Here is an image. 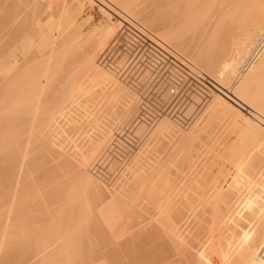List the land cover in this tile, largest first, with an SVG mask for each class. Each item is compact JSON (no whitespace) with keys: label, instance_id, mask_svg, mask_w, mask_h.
<instances>
[{"label":"bare ground","instance_id":"obj_1","mask_svg":"<svg viewBox=\"0 0 264 264\" xmlns=\"http://www.w3.org/2000/svg\"><path fill=\"white\" fill-rule=\"evenodd\" d=\"M19 1L22 3V0ZM37 1L38 0H32L34 4L37 3ZM60 1L63 2V5L59 8V16L56 15L59 18L58 20L56 19V23L50 27L51 30L48 28V31H50V33L59 32L63 38V44L59 43L57 47H47L46 45L49 43H47V34L49 33L47 32L45 35L44 32L35 28H33L32 33L30 32L31 28H29L30 31L23 37L24 45L21 47L23 54L31 50H38L39 53H42L40 55L41 58H43H40L42 61L40 59V62L37 60L39 56L35 57V62H39L38 65L33 64L34 66H29L26 54L24 55L25 60L23 64H20L16 56L17 48L15 46L9 45L7 49H5V47L8 44L4 43L5 45L0 46L5 50L1 48V53L4 52L0 54V76L2 79H5L3 83L9 81L8 84H2L0 81L2 85H0V87H2V89H0V264H94L97 259L86 260L89 255L88 253L87 256H85L86 261L81 259V262L78 261L81 257L75 259V256L77 253L82 252V250L80 252H78L79 250L74 252L76 249L74 248L73 251V249L70 248V251H73L70 252L68 249L70 245L69 240L72 239L71 241H73L74 236H78L79 234H73L78 229H75V227L74 230L73 227H71V220H69L71 225L68 226L70 223L67 221V218L71 216L69 214L72 209L74 212L76 206L80 207V205H75L73 208H69V210L66 207L69 205L72 206L73 203L76 204L78 201L81 202V200L85 202L86 207L92 206V209L95 208L97 202L100 203L99 206L97 205L98 208H96L99 211L96 210L98 212L97 216L102 217L101 224L104 222V225L107 224L106 226L108 229L104 227L107 229V232H113L114 230L115 233L117 225L119 226L124 222L122 227H118V233L116 232V234H120V236L115 234V238H120V241H122V235L125 233L128 238L129 235L130 238L132 237L129 233L132 232V230L128 231L130 228L127 230L129 235L126 232L125 227L127 225L125 226V217L129 216L131 210L134 212V207L142 206V203L153 200L155 203V210H139L140 220L137 222V225L142 222L143 224L141 225H144L142 226L143 230L145 228L147 230H145L146 234L150 236L151 232V234L155 235L154 239L158 243V250L162 253V257H160L161 259H159L158 264H264V42L259 49L257 48V44H259L258 39L263 38L264 41V0ZM28 2H31V0ZM12 3L16 4V0H0V6L5 8L9 7V9H11V6L14 5ZM58 4L60 5V3ZM87 4H94L96 11L101 12L104 19L93 27L91 25L92 28L85 29V25L96 17V15H90L83 23H78L77 16L85 11ZM5 8L0 10L2 11L0 13H3L4 10L6 11ZM12 9L7 10L5 13L7 14L11 11L10 13L12 14L9 15L11 18L12 15L14 17L16 14L13 13L15 5L14 9ZM1 15L2 14H0V17L4 16ZM114 15L118 16L119 19L115 20L114 17L116 16ZM2 18H4L5 21L8 20L5 17ZM48 18H50V16ZM12 19H10V21H12ZM1 20L0 26H3V20ZM13 22L14 21H12V23ZM142 22L147 24V26ZM9 23V20L8 24L4 22L7 27ZM12 23H10V25ZM14 24H12V26ZM124 24H128L137 29L145 36H149V38L151 37L150 39L157 46L170 52V55L187 67V70L193 69L190 72H194L195 70L201 78L206 80V83L211 89L217 91V93L211 97L209 104L205 107L206 109L202 114H207V112L217 114L223 118L227 132H230L228 129H232L235 131L233 132L235 134L236 129L242 128L241 130L243 132L247 131L244 134L248 135L250 133L253 139L250 138V140L245 141L247 137L245 135L246 137H243L244 141L213 140L214 138L217 140V135V138L214 137L211 139L212 141H210V139L209 141H202V138L201 141H198V136L199 138L202 137L200 133L203 129L206 131L208 128V126H206L207 116L202 119L203 115H199L202 120L197 118L198 120H195L196 123L193 124L194 119L189 118V111V114L185 112L188 114V117L185 114L186 118H181L182 116H180V119L177 120L176 118H179L178 114H176L177 117L175 119L172 115L169 117V113L174 114L171 107H169V113L167 112V116H165L163 113L166 112L165 108L170 104V100L168 102L169 104L166 103L167 105L165 108H160V110L162 109L164 112L154 111V113L151 114L152 112L150 113V110H153V106L151 109L149 108V112L145 110L150 115H145L146 113L142 112L143 115L149 119V124L153 122L152 125L150 124L152 127L144 134L145 137H142L144 138L142 141L131 142L130 139H125L129 143L127 144L126 142L127 145L124 143L125 141H120L121 144L124 143L126 147L130 149L132 155L130 154L128 158L122 159L121 157L125 154L123 155L122 152H119L121 153V157L115 154L113 144L116 145L115 140L117 135H119L118 128H120L119 130L121 131L123 125L137 120L140 115H136L134 112L136 111L137 113V110L140 108L138 106L143 103L144 99L142 98H146L149 92H145L146 96H144L143 92L140 93L142 86L144 87L143 90L147 87V79L143 74L142 78L140 76L139 80L135 81L137 78L136 75L134 77L135 80L130 83L132 84L131 86H125L123 83L124 81L121 80L123 81L121 82L119 80L121 77L118 78L117 73L115 74V71H119L116 69L117 67L115 71L109 68L110 71H113L114 74H112L110 71H107V69L104 70L105 68L103 69L100 67L99 64H97L98 60L95 61L97 52L106 48V44L115 34L117 28L123 27ZM5 25L3 28L0 27V30L3 31L6 27ZM223 27L233 34L232 36L229 35V37H227L228 34L224 36L229 38V42H225L226 38H221V40L217 41L219 39L216 38L218 29L222 30ZM238 30H240V32H238ZM236 32H238V34L241 33V36H237ZM221 34L222 33H220V35ZM35 35L39 36L37 39L39 41H36L34 38ZM49 39L52 41V38ZM172 45L175 49L171 47ZM225 48H228L229 51L225 50ZM45 49H47V51H43ZM142 54L143 53L140 55ZM252 55L255 56L253 60L249 61L248 56L252 57ZM155 56H157V54ZM52 57H54V59H52ZM56 58L58 61L55 62ZM143 59H145V57ZM32 60L31 62L34 61ZM31 62L30 64L32 65ZM153 62H151V64ZM139 66L137 65V67ZM200 66L203 69H201ZM137 67L135 66V68ZM82 70L85 74L80 76L79 71L82 72ZM138 73L140 74V72ZM147 73L148 71L145 75H147ZM126 74H123L124 78ZM173 74L174 73H172V75ZM120 75L122 74L119 72V76ZM127 77H129V75ZM86 79H88L91 84L95 85L101 82L112 81V83L108 85V94L115 95L118 91L126 88L129 90V97L116 103H114L115 100H113L111 96L96 100V98L89 93V89L84 85ZM255 84L256 86H254ZM132 86L137 87L138 90ZM153 86H155L154 83ZM161 89L164 88L162 87ZM203 90L205 91V89ZM48 91L52 93V96L58 94L57 96L59 97L60 95L61 97L59 104L56 107L54 106L55 108L51 105L53 109H50L51 111H48L47 108L45 109L46 106L44 105L47 104L45 102L47 100L44 98ZM168 91L170 92V90ZM195 91L197 90L195 89ZM157 94H159V92ZM164 94H167V91ZM57 96L54 95V98ZM47 98L49 97L47 96ZM91 100H95V103L89 106ZM198 100H202V98ZM47 102L48 105L49 103H53H51V101ZM197 103L200 105L201 102L199 101ZM161 104L163 105L160 101V105ZM156 105H158V103ZM160 105L158 106L162 107V105ZM203 106L204 105L201 107ZM154 110H156V108ZM191 112L193 113V111ZM78 113L81 115L79 116ZM77 115L79 120L82 116H85L87 124L88 121H90L94 129L95 127L99 129L94 131L97 133H92V138H89V141L82 139V142H79V131L75 132V128L79 124L84 125L86 121L82 118L83 123H81L82 120H80L79 123ZM185 115L183 116L185 117ZM58 117L61 118L59 119ZM141 124L144 125L145 123ZM141 124L139 126L140 128ZM191 124L193 125L191 126ZM145 125L147 126V124ZM167 125H176L185 128L186 130H184V132H189L190 141H157L156 133ZM189 126H191V128L187 130ZM133 127H135V124ZM143 127L142 129H146L145 126ZM78 128L80 130L83 127L78 126L77 129ZM140 128L138 129L140 130ZM58 129L60 132L62 131L65 133V140L67 143L63 144L59 139H55L59 137L61 140V136L58 135L57 137V134H55ZM86 129H90V126L83 129L85 131L81 130L88 134L89 131L86 132ZM132 129L130 128L131 131ZM83 132L81 134H83ZM140 132V134L136 132L135 135L140 137L139 135L142 134L143 130H140ZM243 132L240 133V135H243ZM233 133L231 134L233 135ZM73 134L78 141H76V139L75 141L74 139L71 140L75 137L72 136ZM94 134H97L99 138L94 139ZM88 135H84L83 137H87ZM122 135L123 133L120 136L122 137ZM128 135L129 133L127 136ZM132 135H134V133ZM228 136L230 135L228 134ZM128 137L131 138L133 136ZM206 137H204V139H206ZM249 137L247 138L249 139ZM118 143L117 145H119ZM45 145L46 147L50 145L56 148L57 153L55 151V154H57L60 161L59 163L61 164L63 173L61 174L64 176L63 179H65V177H70L71 180L68 182H66L68 178L67 180L65 179V181L60 178L58 180V178L55 179L56 176L52 177L53 180L55 179L54 182H50L51 178L49 180L46 179L47 175L51 176L56 170L55 167V169H53V166L56 165L52 163V166V164L48 162L46 166L49 167L51 164L53 169L52 173L50 168H48V171L50 170L48 174L40 172L41 170L39 171L38 166H36V172L39 171L40 174H44H39L38 176H40V178L38 179L43 181L44 179H41V176H43V178L46 176V181H43L44 183L40 181L41 184L44 185L43 188H40L41 185H38V183L35 185V178H33L34 181L30 187L27 183L30 182L29 180L32 178V174H34L33 172L35 171L31 172L35 167V156L40 148H45ZM116 150L118 151V149ZM124 151L129 153L127 150ZM102 157H104L103 163L105 162L104 159L109 158L110 163H112L110 164V168L111 165H114V168L117 166L121 167V170L125 167L124 169L127 172L125 175H120L121 177L112 184L111 188H107L108 186L106 187L103 181L99 180L91 173V169L98 166V161L102 159ZM52 158H50L51 161L56 159ZM109 160H107V162H109ZM56 162L58 161L56 160ZM40 163L43 162H39L38 165ZM46 163L47 161L45 164ZM40 166L43 168V165ZM46 166L44 165L45 168ZM45 168H43V170ZM97 168L98 167H96V169ZM61 169L59 170L60 172ZM113 170L114 169H112V171ZM48 171L46 169V172ZM100 172H97V174L99 175ZM121 172H123V170ZM121 172L119 171L118 173ZM115 173H117V171ZM58 174L60 173L58 172ZM122 176L124 177L123 179ZM112 178L113 177H111V180L113 181L117 179L115 177V180ZM119 179L121 181H119ZM47 180L50 183L47 182ZM36 182L38 181L36 180ZM46 182L48 183L51 196L55 199L59 197L58 200L52 201V204L50 199H54L51 197L50 199L46 198L47 201L50 202L48 205L46 204L47 201L46 203L44 201V196H46L47 192L45 193V191L41 190L48 189L47 185H45ZM109 182L111 181L109 180ZM37 190L44 192L45 195L42 196L40 193L39 195L35 194L36 196L33 195ZM91 193L98 197V200L95 197L97 201L94 203L95 206L92 204L90 205V201L95 200V198H90ZM48 195L50 194L48 193ZM56 206L59 207L56 209L60 210H58V215H64L60 214L63 208L69 211V214L67 213L68 217L66 218L64 216L68 224L65 220L62 222H65L68 228L71 227L74 232L68 234L66 228H63V230L60 229L62 232H59L58 227L60 225L62 227L63 223L60 224L55 231L54 224L52 225L49 221L54 231L52 228V231L47 230L48 227L50 228L52 226H47L46 224L49 223H47L45 219L50 218L47 216L52 215V213H49V215L48 212H52L51 208ZM79 207L77 208V213L80 212L79 209L81 207V209H83V206ZM126 208H131L128 209V212L126 211L128 216L125 215L126 212L124 213ZM56 209L53 210V213L57 212ZM85 210L89 211L86 215L83 213ZM91 211L86 208L81 211V214L85 217L87 214L88 216L90 215L89 217L87 216L89 218L88 221H93L95 218H90L95 211L93 209L94 213L90 214ZM136 212L138 214V210H136ZM77 213L74 212L76 216L73 214L76 217V219H74L75 222H77L76 224L80 227L86 225V229H88V223H83L85 224L83 225L81 222L83 218L80 217L81 219H78L80 213L78 215ZM53 216L57 217L55 214L52 215V217ZM74 216H72V219ZM133 216L131 215L132 218L130 219L135 218L136 213L135 216ZM50 219L51 222L55 221H53L54 218ZM57 219L59 218L57 217ZM61 219L60 217V220ZM97 219L100 221L99 217ZM127 219L128 222L130 219L129 217ZM136 219L138 220V217ZM42 220H44V222L46 221V224L42 222ZM76 220H80L81 223H78ZM84 220L86 219L84 218L83 221ZM56 222L57 221L54 222L55 225L57 223L59 224V222ZM74 223L73 225L75 226ZM130 223L129 221V224ZM66 224H64V226ZM89 224L91 225V223ZM101 224L98 227L101 228ZM129 224L127 227H129ZM42 225L45 227L47 226V228H44ZM141 225L138 226L141 227ZM132 226V228H135L134 225ZM81 229L85 230L84 227H81ZM81 229L79 228L80 231ZM64 232L66 234H61ZM85 232L87 231L85 230ZM110 232L109 237L114 234H110ZM67 234L69 236L71 235L70 237L73 238H68ZM142 234L145 235L144 233ZM66 236L67 240L69 239L68 241L65 240ZM152 236L153 235L150 237ZM78 237H80V235ZM81 238L82 240L79 239L80 243L83 241V236ZM106 238L108 237H105V239ZM145 238L148 239L146 235ZM109 239L111 242L114 241V243L119 241L117 239L113 241L111 238ZM63 240H65V244H63ZM120 241L116 243V246H118ZM153 241L151 240L150 242ZM74 242H76V240H74L71 245H74ZM89 242H92V240ZM67 243L69 245L64 246ZM80 243L79 246H81ZM88 245L89 244H87V246ZM120 245L118 246L119 249L122 248ZM111 246L110 247L113 248V245ZM83 247L84 246H82V249ZM105 247L106 246H104V248ZM83 250L85 251V249ZM110 251H112V249ZM72 253H76V255L73 256ZM82 253L80 254L82 255ZM120 253L121 252H119V254ZM70 254L76 261L70 257ZM94 254L96 253H93V255ZM102 254L105 255L104 253ZM94 257L95 256H93V258ZM99 264L105 263L101 262Z\"/></svg>","mask_w":264,"mask_h":264},{"label":"rangeland","instance_id":"obj_2","mask_svg":"<svg viewBox=\"0 0 264 264\" xmlns=\"http://www.w3.org/2000/svg\"><path fill=\"white\" fill-rule=\"evenodd\" d=\"M26 1V0H25ZM25 1H23L22 0V3L19 1V0H16V4H14V3H12V4H14L15 5V10H14V17H13V15H12V18L9 16L10 14H12V13H10V12H8L7 14H5L6 12H7V10H11L12 8L14 9V5L13 6H11L12 8L11 9H9V7H1L0 6V8H2V9H0V10H3V8H5L6 9V11L4 10L3 11V13H0V14H2V15H4V16H2V17H5L6 19H8L9 20V22L10 23H12V21H14L15 22V24H14V22L12 23V24H14L13 26H12V24L10 25V23H9V28L4 24V22H6L7 24H8V20H4V18H2V17H0L1 19V21L3 22L2 24H3V26H0L1 28H3L4 27V25L7 27H5L4 29H3V31L2 30H0L1 32H0V46L1 45H5V44H8V45H6V47H5V49H7V47L10 45V46H15L16 48H17V50H16V56H17V59H18V63H22L23 64V62H24V60H25V58H24V55L26 54L27 56H26V58H27V60H28V65L29 66H34L33 64H37L38 65V63L40 62V60L41 59H43V58H41V54L42 53H39V51L38 50H31L30 52H28V53H25V54H23V51H22V46L24 45V43H23V37L30 31L31 33H32V30H33V28H35V29H39L40 31H42V32H44V34L46 35L47 34V32L49 33V34H47L48 35V39H47V43H45V44H47L46 46L47 47H49V46H55V47H57V45L59 44V43H62L63 44V38H62V36L59 34V32H56V33H50V31H48L49 29H50V27L54 24V23H56L55 22V20L57 19L58 20V18L59 17H57L56 15H58L59 16V8H61L62 7V5H63V2L62 1H60V0H38L37 1V3H35L34 4V2H32V0H31V2H28V1H30V0H27L26 1V3H25ZM20 2V3H19ZM58 3H60V5L58 4ZM22 5V6H21ZM22 7V8H21ZM25 9H24V8ZM8 8V9H7ZM12 9V10H13ZM22 10V11H21ZM58 11V12H57ZM0 12H2V11H0ZM55 12V13H54ZM51 15H50V14ZM94 16V15H96V17H95V19H92L90 22H88V24L87 25H85L86 27H85V29L86 28H92L94 25H96V24H98L99 22H102V20L104 19V16H103V14L101 13V12H99V11H96V9H95V5L94 4H87V8L85 9V11L83 12V13H81V14H79L78 16H77V20H78V23H83L84 21H85V19L87 18V17H89V16ZM7 16H9V17H7ZM50 16V18H48ZM114 16H116V15H114ZM52 17H56L55 19L54 18H52ZM10 19H12V21H10ZM114 19L116 20V19H119L118 18V16H116V17H114ZM56 20V21H57ZM95 20V21H94ZM94 22H96V23H94ZM143 23V22H142ZM46 26H45V25ZM48 24V25H47ZM145 26H147V24H145V23H143ZM203 24V23H202ZM0 25H1V22H0ZM89 25H90V27H89ZM91 25H92V27H91ZM55 26V25H54ZM125 26V27H124ZM126 26H128V27H126ZM203 26V25H202ZM29 28H31L30 30H29ZM49 28V29H48ZM53 28V27H52ZM55 29H56V27H55ZM54 29V30H55ZM235 29V28H234ZM51 30V29H50ZM133 30V31H132ZM52 31H53V29H52ZM221 31V32H220ZM229 30L227 29H225V27H223L222 28V30L221 29H218V33H217V37L216 38H219L217 41H219V40H221V38L222 39H224V38H226L225 39V42H227L228 41V39L229 38H227V37H229V35H233L232 34V32L230 31V32H228ZM54 32V31H53ZM222 33L221 35H220V33ZM238 32H240V30H238ZM238 32H236V35L238 36V35H240L241 36V33H239L238 34ZM51 34V35H50ZM133 34V35H132ZM228 34V36L227 37H224L225 35H227ZM235 34V33H234ZM49 35H50V37H49ZM53 35H54V37H53ZM132 36V37H131ZM239 36V37H240ZM134 37V38H133ZM34 38L36 39V41H39V40H37L38 38H39V36H37V35H35L34 36ZM49 38H52L51 40L52 41H50V39ZM145 38V39H144ZM149 38V36H145L144 34H142V33H140L137 29H135V28H133V27H131V26H129L128 24H124L123 25V27L121 26L120 28H117V30H116V32H115V34L110 38V40L108 41V43L106 44V48H104L103 50H100V51H98L97 52V54H96V56H95V61H97V64H99V66L100 67H102L104 70H106L107 69V71H110L111 69L112 70H116V69H118L119 71L117 72V71H115V74L117 73V76H118V78L119 77H121V79L119 78V80L121 81V80H123V81H121V82H123L124 83V85L125 86H131L132 84H130L131 83V81H134L135 80V76L137 77L136 78V80L135 81H137V80H139V78H140V76H141V78H142V76L144 75V77L147 79L146 80V89L145 90H143V86L141 87L142 89H140V93L141 92H143V94H144V96H146L145 94L147 93V96H146V98L144 97V98H142V99H144L143 100V103H141V105H137L138 107H140L139 108V110H137V113H136V111L134 112L136 115H142L141 117L139 116L138 118H137V120L139 121H133V122H129V123H127V124H125V125H123V128H122V126H121V131L119 130L120 128H118V131H119V135H117V138H116V145H114L113 144V147H114V149H115V154H117V155H119L120 157H121V153H119V152H122L123 153V155L124 156H122L121 158L122 159H126V158H128L129 156H130V154L132 155V152L130 153V149L128 148V147H126V145L127 144H129L128 143V141L127 140H125V139H130V141L132 142V141H142L144 138H142V137H145V135L144 134H146V132L147 131H149V129H150V127H152L151 125L153 124V122L151 123L150 122V124H149V119L148 118H146V116L145 115H148L149 113V108L151 109L152 108V106L154 107L153 108V110L151 109L150 110V113L151 114H153L154 113V111L155 112H161V111H163L162 109L163 108H165V106L167 105V104H169L168 102L170 101V104L168 105V107L166 106V112H164L163 114L165 115V116H167V112L169 113V107H171L172 109H173V111H174V114H170L169 113V117L172 115V117L175 119L176 117H177V115L176 114H178V117L179 118H176L177 120H179L180 119V116H182L181 118H186V115H187V117H188V111L190 112V119H194L193 120V124H195L196 123V121L195 120H198V119H200V120H202L204 117H206L207 116V124H206V126H208V128H207V130L206 131H204V129H203V131L200 133V136H202V137H200L199 138V136H198V141L200 140L201 141V138H202V141H209V139H210V141H212L211 139L212 138H214V137H216L217 138V135H218V138H217V140L214 138L213 140H215V141H244V138L243 137H249L250 136V133L248 134V135H246V134H244V133H246L247 131H245V132H243L241 129H236V133L234 134L233 132H235L234 130H229L228 129V131H230V132H227V129H225V125H224V120H223V118L221 117V116H219V115H217V114H212V112H207V114H202L203 113V111L206 109L205 107L209 104V101H210V99H211V97L213 96V95H215L216 93H217V91L215 90V89H211V87L206 83V80H204L203 78H201L199 75H198V73L194 70V72H190V71H192V70H190V69H188L187 70V67H185L183 64H181L179 61H177L176 59H174L171 55H170V52H168V51H166V50H163L162 48H160L159 46H157L150 38ZM62 42H61V41ZM138 40V41H137ZM151 40V41H150ZM259 40V44H257V48L259 49L260 48V46H262V44H263V38H259L258 39ZM149 41V42H148ZM151 42V43H150ZM229 42V41H228ZM5 43V44H4ZM143 43V44H142ZM152 44V45H150V44ZM261 44V45H260ZM86 45V44H85ZM148 45V46H147ZM150 45V46H149ZM86 47V46H85ZM152 49H150V48ZM155 47V48H154ZM171 47H173L174 49H175V47L172 45ZM2 47H0V54H2L5 50H4V48H2L4 51L1 53V51H2V49H1ZM9 48V47H8ZM146 48V49H145ZM157 49V50H156ZM231 49V48H230ZM151 50V51H150ZM225 50H228L229 51V49L228 48H225ZM43 51H47V49H45V50H43ZM104 51V52H103ZM154 53H153V52ZM159 51V52H158ZM160 51H161V53H160ZM146 52V53H145ZM152 52V53H151ZM137 53V54H136ZM141 53H143L142 55H140ZM148 53V54H147ZM163 53V54H162ZM36 54V55H35ZM145 54H147V55H145ZM157 54V56H155V55ZM151 57H150V56ZM166 55V56H165ZM38 57L39 56V58H37V60H39L40 58V60H39V62L37 63V62H35V57ZM45 56H47V55H45ZM135 56V57H134ZM141 56V57H140ZM143 56V57H142ZM254 56L255 55H252V57H249L248 56V60L249 61H251V60H253V58H254ZM44 57V56H43ZM131 57V58H130ZM138 57V58H137ZM145 57V59H143ZM160 57V58H159ZM136 58V59H135ZM148 58H149V60H148ZM153 58V59H152ZM159 58V59H158ZM162 58V59H161ZM164 58V59H163ZM34 61H33V60ZM52 59H54V57H52ZM133 59V60H132ZM158 59V60H157ZM166 59V60H165ZM31 60L34 62H31ZM36 60V61H37ZM125 60V61H124ZM138 60V61H137ZM142 60H144V61H142ZM156 60V61H155ZM42 61V60H41ZM56 61H58V59L56 58L55 59V62ZM154 61V62H153ZM159 61V62H158ZM165 61V62H164ZM174 61V62H173ZM248 61V62H249ZM30 62L32 63V65L30 64ZM124 62V63H123ZM133 62V63H132ZM151 62H153L154 63V65H153V63L151 64ZM58 63V62H57ZM130 63V64H129ZM138 63H141V64H138ZM146 63H147V65H146ZM162 63V64H161ZM177 63V64H176ZM134 64V65H133ZM131 65V66H130ZM137 65L139 66V67H137ZM144 65V66H143ZM150 65H152V66H150ZM158 65H160V66H158ZM170 65V66H169ZM135 66L137 67V68H135ZM147 66V67H146ZM148 66H150V67H148ZM182 68H181V67ZM198 66V65H197ZM38 67V66H37ZM114 67V68H113ZM117 67V68H116ZM132 69H131V68ZM144 67V68H143ZM199 67V66H198ZM109 68H110V70H109ZM116 68V69H115ZM152 68V69H151ZM189 68V67H188ZM200 68H201V66H200ZM143 69V70H142ZM155 69V70H154ZM184 69V70H183ZM201 69H203V68H201ZM124 70V71H123ZM130 70V71H129ZM135 70V71H134ZM128 71V72H127ZM134 71V72H133ZM148 71V73H147V75H145V73ZM157 71H159V72H156ZM164 71V72H163ZM170 71H172V72H170ZM112 74H114L113 73V71H110ZM119 72L122 74V75H120L119 76ZM123 72V73H122ZM125 72V73H124ZM138 72H140V74L138 73ZM150 72V73H149ZM152 72V73H151ZM163 72V73H162ZM182 72V73H181ZM127 73V74H126ZM134 73V74H133ZM138 73V74H137ZM172 73H174L173 75H172ZM197 75H196V74ZM79 74H80V76H83L84 74H85V72L82 70V72L81 71H79ZM123 74H126L125 75V78H124V75ZM131 74V75H130ZM143 74V75H142ZM150 74H152V75H150ZM155 74H157V75H155ZM159 74V75H158ZM193 74H195V75H193ZM129 75V77H127ZM150 75V76H149ZM155 75V76H154ZM166 75H168V76H166ZM205 75V74H204ZM208 75H209V73H208ZM148 76V77H147ZM158 76H159V78H158ZM161 76V77H160ZM165 76H166V78H165ZM171 76H173V77H171ZM177 76V77H176ZM194 76V77H193ZM206 76V75H205ZM131 77V78H130ZM134 79H133V78ZM153 77H154V79H153ZM164 77V78H163ZM207 77V76H206ZM126 78H127V80H128V82H127V80H126ZM171 78V79H170ZM173 78V79H172ZM174 78H176V79H174ZM200 78V79H199ZM130 79V80H129ZM156 79H158V80H156ZM170 79V80H169ZM181 79H183V80H181ZM197 79V80H196ZM199 79V80H198ZM3 80H5V79H2L1 78V76H0V81H1V83L2 84H4V83H6V84H8V82L7 81H5L4 83H3ZM6 80H7V78H6ZM8 80H9V78H8ZM149 80V81H148ZM152 80V81H151ZM208 80H209V78H208ZM127 82V84H126V82ZM151 81V82H150ZM171 81V82H170ZM180 81V82H179ZM191 81H192V83H191ZM194 81V82H193ZM150 82V83H149ZM162 82V83H161ZM112 83V81H106V82H101V83H99V84H97V85H95V84H91L90 83V81L88 80V79H86V81L84 82V85L86 86V88H88L89 89V93L92 95V96H94L95 98H96V100L97 99H101V98H103V99H105V97L106 96H111V98L113 99V100H115V102L114 103H116V102H119V101H123V100H125L127 97H129L128 96V93H129V90L128 89H123V90H121V91H118L115 95H110V94H108L107 93V89H108V85H110ZM149 83V84H148ZM153 83L155 84V86H153ZM161 83V84H160ZM165 83V84H164ZM184 83V84H183ZM167 84V85H166ZM195 84H197V85H195ZM1 85V84H0ZM164 85H165V87H164ZM2 86V85H1ZM153 86V87H152ZM158 86V87H157ZM174 86L175 87H177V89L178 90H180L179 91V94H178V96H175L174 94H173V92H172V89L174 88ZM182 86V87H181ZM200 86V87H199ZM254 86H256V84L254 85ZM253 86V88L255 89V87ZM132 87H134V88H136V90H138V88L137 87H135V86H132ZM164 88V89H161V88ZM169 87V88H168ZM191 87H193V88H191ZM0 89H2V87H0ZM149 89H151V90H149ZM155 89V90H154ZM182 89V90H181ZM195 89L198 91V93H197V91H195ZM203 89H205V91L203 90ZM143 90V91H142ZM168 90H170V92L168 91ZM184 90H185V92H184ZM203 90V91H202ZM253 90V89H252ZM155 93H154V92ZM167 91V94H164L165 92ZM199 91H200V93H199ZM146 92V93H145ZM159 92V94H157ZM183 92V93H182ZM190 92V93H189ZM47 94H46V96H45V100H47V101H51V103L52 104H50L49 103V105H48V102L47 101H45L47 104H44L45 106V109L47 108V110L48 111H51V110H53L52 109V107L53 108H55L58 104H59V100H61V97H60V95H59V97L57 96L58 94H54V95H56L57 97H55L54 98V95L52 96V93L51 92H46ZM188 93V94H187ZM51 94V95H50ZM138 94V93H137ZM142 94V95H143ZM169 94H171V95H169ZM187 94V95H186ZM197 94V95H196ZM50 95V96H49ZM162 95V96H161ZM165 95V96H164ZM169 95V96H168ZM183 95V96H182ZM194 95V96H193ZM201 95H204V96H201ZM210 95V96H209ZM47 96L49 97V98H47ZM51 96H52V100H51ZM113 96H115V97H113ZM164 96V97H163ZM168 96V97H167ZM195 96H196V98H197V101H196V98H195ZM154 97V98H153ZM47 98V99H46ZM56 99V100H54V99ZM151 98V99H150ZM156 98V99H155ZM160 98H162L164 101H166V102H164L162 99H160ZM169 98V99H168ZM179 98V99H178ZM202 98V100H198V99H201ZM208 98V99H207ZM50 99V100H49ZM150 99V100H149ZM161 101V103H163V105H162V107H159L158 105H160V101ZM168 99V100H167ZM154 100V101H153ZM157 100V101H156ZM177 100V101H176ZM205 100H206V102H205ZM174 101V102H173ZM175 101H176V103H175ZM201 102L200 103V105L197 103V102ZM204 101V102H203ZM44 102V103H45ZM55 102V103H54ZM152 102H154V103H152ZM95 103V100H91L90 102H89V106H92L93 104ZM158 103V105H156ZM165 103V104H164ZM167 103V104H166ZM172 103V104H171ZM175 103V104H174ZM202 103H204V104H202ZM55 104V105H54ZM146 104V105H145ZM147 104H149V105H147ZM151 104V105H150ZM155 104V105H154ZM180 104V105H179ZM196 104V105H195ZM49 107H48V106ZM51 105H53L52 107H51ZM160 105V106H161ZM171 105V106H170ZM174 105H177V106H174ZM184 105H186V106H184ZM202 105H204L203 107H201ZM55 106V107H54ZM151 106V107H150ZM155 106H157V107H155ZM173 106V107H172ZM183 107V109H182V107ZM189 106V107H188ZM144 107H146V108H144ZM201 107V108H200ZM49 108V109H48ZM144 108V109H143ZM156 108V110H154ZM160 108H162L161 110H160ZM198 108V109H197ZM199 108H200V111H199ZM51 109V110H50ZM171 109V110H172ZM187 109V110H186ZM190 109V110H189ZM192 109V110H191ZM203 109V110H202ZM145 110H148V112L147 111H145ZM177 110H178V112H177ZM182 112H181V111ZM173 111H171V112H173ZM191 111H193V113L191 112ZM198 111V112H197ZM45 112V111H44ZM43 112V113H44ZM140 112V113H139ZM142 112H145L144 114L145 115H143V113ZM177 112V113H176ZM180 112H181V114H180ZM188 113V114H186V113ZM79 113H82V112H79ZM78 113V114H79ZM192 113V114H191ZM186 114V115H185ZM197 114V115H196ZM203 115V117H202V119L200 118V116L199 115ZM44 115H45V113H44ZM81 114H79V116H80ZM150 115V114H149ZM183 115H185V117L183 116ZM194 115H196V116H194ZM145 116V117H144ZM194 116V117H193ZM77 117H78V115H77ZM145 118V119H143V118ZM59 119L61 118V117H58ZM82 118H84V121H86V122H84V125H80L79 123H80V120H82L81 121V123H83V119ZM172 118V119H173ZM198 118V119H197ZM171 119V120H172ZM79 120V117H78V121H79V123H78V121H77V123L79 124H77L78 126H81V127H83V128H81L82 130L83 129H85L87 126L89 127L90 126V129H86L87 131L86 132H88V134L90 133V131H91V133L88 135V134H86L85 132H83V131H85V130H79V128L77 129V127L78 126H76V128H75V132L76 131H79L78 132V134H79V136H78V139H79V137H80V141L79 142H82V139H84L85 141H87L89 138H92V133H97V132H94L95 130H99V129H96V127H95V129L91 126V122L90 121H88V124H87V120H85V116H82L81 117V119ZM199 120V121H200ZM146 121H147V123H146ZM198 122V121H197ZM136 123H137V125H136ZM141 123H145V124H147V126L144 124H141V128L139 127L140 126V124ZM240 123H242V122H240ZM129 124H130V126H129ZM134 124H135V127H133L134 126ZM138 124H139V126H138ZM193 124H191V126L193 125ZM132 125V126H131ZM128 128H126V127ZM143 126H145L146 127V129H142V127ZM167 126H169V127H167ZM165 128H162L161 130H159L158 131V133H156V135H157V141H190V137H189V132L188 131H185L184 132V130H186L185 128H183V127H178V126H176V125H167ZM191 126H189V127H187V130H189L190 128H191ZM92 127V128H91ZM132 127H133V129H132ZM130 128L132 129V131L130 130ZM138 128H140V130L142 131L143 130V132H142V134L141 135H139L140 137H138V135H135V133L137 132V134H140L141 132H140V130L138 129ZM144 128V127H143ZM148 128V129H147ZM205 128V127H204ZM212 130V132H211V130ZM77 129V130H76ZM206 129V128H205ZM130 130V131H129ZM137 130H139V131H137ZM145 130V131H144ZM125 133H124V132ZM136 131V132H135ZM243 132V135L241 134L240 135V133H242ZM59 132V133H58ZM75 132H74V134H75ZM83 132V134H81ZM139 132V133H138ZM213 132H214V134H213ZM218 132H219V134H218ZM98 133H100V132H98ZM123 133V135H122V137L120 136L121 134ZM129 133V135L128 136H133V137H131L132 139H134V140H132L130 137H128L127 136V134ZM134 133V135H132ZM227 133V134H226ZM231 133H233V135L231 134ZM55 134H57L56 136L58 137V135L59 136H61V140H60V138L58 137V138H55V139H59V141L60 142H62L63 144H65V143H67V141L65 140V133H63L62 131L60 132L59 131V129H58V131H56L55 132ZM61 134V135H60ZM72 135V136H75V135ZM77 134V135H78ZM80 134H81V136H80ZM125 134V135H124ZM228 134L230 135V136H228ZM84 135H88L87 137H83ZM100 135V134H99ZM208 136V137H206V136ZM209 135H210V137H209ZM212 135V136H211ZM216 135V136H215ZM246 135V136H245ZM95 136H98L97 134H94V139L96 138V139H98L99 138V136L98 137H95ZM120 136V137H119ZM137 136V137H136ZM222 136V137H221ZM238 136V137H237ZM242 136V137H241ZM125 137V138H124ZM204 137H206V139H204ZM246 137V138H247ZM252 136H250L249 137V139L247 138H245V141L246 140H250V138H251ZM86 138V139H85ZM120 140H119V139ZM220 138H222V139H220ZM241 138V139H240ZM74 139V141H75V139H76V141H78L77 140V138H76V136L75 137H73L71 140H73ZM251 139H253V138H251ZM83 140V141H84ZM119 140V141H118ZM197 140H195V141H197ZM55 141V140H54ZM89 141V140H88ZM122 141H125L124 143L126 144V142H127V144L125 145L124 143H122L121 144V142ZM252 141V140H251ZM69 142V141H68ZM119 142V143H118ZM117 143L119 144V145H117ZM50 145H47V147H46V145H45V148H40L39 150H38V153H37V155L35 156V163H34V165H35V167H34V169L33 170H31V172H33L34 170V174H32L33 176H32V178H30V182L29 183H27L29 186L32 184V182L34 181V179L33 178H35V181H34V183H35V185H37V183H38V185L40 184L41 186H40V188H43V184H41V182H45L46 180H45V177L46 176H44V178H43V176H41V179H44L43 181H41V180H39L38 178H40V176H38L39 174H40V172H45V173H49L50 172V170H52L51 171V173L53 172V169H55L56 168V170H58V171H54L53 173H52V175L51 176H49V175H47V178L46 179H50L51 178V181L50 182H54L55 181V179L56 178H58V180H59V178L61 179V180H64L65 181V179L67 180V178H68V180L66 181V182H68V181H70L71 179H70V177H65V179H63V173H62V169H61V164L59 163L60 161H59V158H58V156H57V154H55V151H56V148L55 147H53V146H50ZM118 146H119V148H118ZM122 146V147H121ZM121 147V148H120ZM55 150H54V149ZM122 148H123V150H122ZM116 149H118V151L116 150ZM124 150H127V152H129V153H126V151H124ZM54 152V153H53ZM56 153H57V151H56ZM46 156H45V155ZM55 154V155H54ZM49 155V156H48ZM54 157H53V156ZM110 155H111V153H110ZM56 156V157H55ZM126 156V157H125ZM44 157H46L47 158V160H46V158H44ZM56 158L53 162L51 161V159L50 158ZM105 157V156H104ZM104 157H102V159H100L99 161H98V166H96V167H98L97 169H96V167L94 168V169H91V173L96 177V178H98L99 180H101V181H103V183L106 185V187L107 188H111V186H112V184H114L117 180H118V178L119 177H121L120 175H125V173H127L126 171H125V167H123L122 168V170H123V172H121L122 170H121V167H116V168H114V165H111V168L112 169H114L113 171H112V169L110 168V164H112V163H110V160H109V158L108 159H104L105 160V162L103 163V158ZM44 158V159H43ZM52 158V159H53ZM105 158H107V157H105ZM49 160V161H48ZM56 160L58 161V162H56ZM107 160H109V162H107ZM47 161V163L45 164V162ZM39 162H43V163H40L39 165H38V163ZM48 162H50L51 164L53 163L54 165H56V166H53V164H52V166H53V169H52V167H51V164H50V166L48 167V166H46V165H48ZM56 164H55V163ZM100 162H101V164H100ZM58 163H59V166H58ZM106 163V164H105ZM124 163V162H123ZM95 164V165H96ZM108 164V165H107ZM40 165H43V168H45L44 167V165L46 166V168L43 170V168H41V166ZM36 166H38V170L40 171H38V172H36ZM40 166V167H39ZM116 166V165H115ZM55 167V168H54ZM60 167V168H59ZM41 168V169H40ZM48 168H50V170L48 171ZM57 168H59V169H57ZM102 168V169H101ZM104 168V169H103ZM118 168V169H117ZM46 169H47V171L48 172H46ZM61 169V172L59 171ZM95 169H96V171H95ZM100 169H101V172H102V174H101V172H100ZM107 169V170H106ZM121 172V173H118L119 171ZM127 170V169H126ZM94 171V172H93ZM117 171V173H115ZM36 172V173H35ZM58 172L60 173V174H58ZM97 172L99 173L100 172V174L98 175L97 174ZM38 173V174H37ZM43 173H41L40 175H44ZM50 173V174H51ZM62 173V174H61ZM110 173V174H109ZM115 173V174H114ZM123 173V174H122ZM54 174V175H53ZM105 174V175H104ZM109 174V175H108ZM117 174V175H116ZM36 175V176H35ZM102 177H101V176ZM108 175V176H107ZM114 175V176H113ZM119 175V176H118ZM38 176V177H37ZM56 176V177H55ZM60 176V177H59ZM118 176V177H117ZM52 177H55V179L53 180V178ZM104 177V178H103ZM106 177V178H105ZM111 177H113L112 179H114L115 180V178H117L115 181H113V180H111ZM115 177V178H114ZM103 178V179H102ZM109 178V179H108ZM124 177L122 176V179H123ZM32 179V180H31ZM107 180V181H105V180ZM121 179V178H120ZM119 179V181H121ZM36 180L38 181V182H36ZM47 180V182H49ZM109 180L111 181V182H109ZM41 181V182H40ZM57 181V180H56ZM40 182V183H39ZM43 182V183H44ZM46 182V184L45 185H47V190H44V189H41V190H43V191H45V193L47 192V194H46V196H44L45 195V193L44 192H40V191H38L37 190V192H34V194L33 195H35V194H37V195H39V193L42 195V196H44L45 197V199H44V201H45V203H46V201H47V199L46 198H48V199H50V197L52 198V199H54V200H51L50 199V202H51V204H52V201H55V200H58L59 199V197L57 198V199H55L54 197H52L51 196V193L49 192L50 190H49V187H48V183ZM49 182V183H50ZM33 183V184H34ZM31 187V186H30ZM39 188V189H40ZM45 189H46V186H45ZM44 193V194H43ZM48 193L50 194V195H48ZM94 194H90V198L91 199H94L95 197L97 198V200H98V197L97 196H93ZM36 196V195H35ZM93 196V197H92ZM90 198H89V200H90ZM96 198H95V200H91L90 201V205L92 204L93 206H95L94 205V203H95V201H96ZM41 201V200H40ZM49 201H47V205L48 204H50V202L48 203ZM84 201H82L81 200V202H76V204H72V206H67L66 208H68V210H69V208H73L75 205H80V207L81 206H83V209H86L87 208V210H92L91 211V213L90 214H92V213H94V211H95V213L93 214V215H91V218L90 219H97L98 217L100 218V221H99V219H97V220H90V221H88V217L90 216H88V214H87V218L84 216V215H86V213L87 212H89V211H84L83 213H85L84 215L83 214H81L82 212V210L83 209H81L79 206H76V210H74V212H76L77 213V208L79 207L80 209H79V213H77V215L79 216H77L78 217V219L80 218V217H82L83 219L85 218L86 220H84V221H86V222H84L83 221V219H81L82 221V224L83 223H88V226H87V228L88 229H86V225L85 224H83V225H85V226H81V227H84L85 228V230L87 231V232H85V230H82L81 229V227L78 225V224H76L77 222H75V220L74 219H76V214H74V212H73V209H72V211H71V213L69 214L68 212V210L66 209V208H63L64 210H66V211H64L63 209H62V212H60V214H64L63 216L62 215H58L57 213H59V209H56V208H59V207H53V208H51V210H52V212L51 211H49L48 212V214L50 213H52V215H57V217L59 218V219H57V217H52V215H50V216H47V217H50V218H54L53 219V221L55 220V221H57V222H59V224L57 223L56 225H55V221L54 222H51L50 220V218H46L45 220H47V223H52V225L54 224V228H55V231L57 230V227L60 225V224H62L63 222L62 221H66V218L68 217V214L69 215H71V216H69L68 218H67V221L69 222V220H71L70 222H72V225H73V223L75 224V226L73 225H71V223L70 224H68L67 223V221H66V223L68 224V226L69 225H71V227H73V229L75 228V229H78V230H76L75 231V233H73V234H75V235H80V237H78V236H74V239H73V241L74 240H76V242H74V245H71L72 243H73V241H71V240H69L70 242H69V244L71 245H69L68 243L66 244V245H64V246H68L67 248L69 249V251H70V248H72L73 249V251H74V248L76 249L74 252H77L78 250V252H80L81 250H82V252L84 251L83 249H85V253L83 252H80V253H82V255L80 254V253H77V255H76V253H72L73 254V256H75V259L77 258H79V257H81L78 261H81L82 262V260L83 261H88V260H93V259H97V260H95V263L94 264H97V262H98V264L99 263H105V264H158V262H159V259H161L160 257H162V253H160L159 251L160 250H158L159 248L157 247V241L154 239V234H151V232H150V236L151 235H153L152 237H150V236H148L147 234H146V228L143 230V227L142 226H144V225H141V224H143L142 222H140L138 225H141V227L140 226H138L137 225V222H139V210L140 211H154L155 210V203H154V201L153 200H148V201H146V202H144V203H142V206H139V207H134V212H133V210H131V213H129V216L127 215L128 213V209H131V208H126V210L124 211V213L126 212V214L125 215H127L128 217H129V219L130 218H132L131 217V215L133 216H135V213H136V216H135V218H133V219H130L129 221L131 222L130 224H131V227H130V224H129V221L127 222V218L128 217H125L126 218V224H125V226L127 225L128 226V224H129V227H125L126 228V232L128 233V231H131L132 230V232H129L131 235H132V237L130 238V235H129V233H128V235H129V238H128V236H126L125 234L124 235H122V241H123V243H122V241H120V238H115L116 237V232H117V230H118V227L120 226V227H122L123 225H124V222L123 223H121V225H117V229L115 228V233H114V230H113V232L111 231H109L110 232V234H112V233H114V234H112V235H110V237H109V232H107V229H108V227L106 226L107 224H105L104 225V220H103V224H101V219H102V217H100V216H97V214H98V210L96 209V208H98V206H99V202H97V205L95 206V208H93L94 209V211H93V209H92V206L90 207H86L85 206V202L83 203ZM84 204V205H83ZM43 206V205H42ZM44 207V206H43ZM86 207V208H85ZM38 208V207H37ZM91 208V209H90ZM135 208H137V209H135ZM139 208V209H138ZM54 209H56V213H53L54 211ZM133 209V208H132ZM59 210V211H58ZM98 212H97V211ZM136 210H138V214H137V212H136ZM63 211H64V213H63ZM97 212V213H96ZM134 214H133V213ZM68 213V214H67ZM75 216H74V215ZM67 215V216H66ZM83 215V216H82ZM62 218L61 220H60V217ZM66 218H65V217ZM72 216H74V218L72 219ZM96 216V217H95ZM133 216V217H134ZM138 217V220L136 219ZM70 218V219H69ZM124 218V219H125ZM57 219V220H56ZM134 219H136V220H134ZM73 220V221H72ZM133 220H134V222H133ZM49 221V222H48ZM60 221H61V223H60ZM76 221H78V223H81L80 222V220H76ZM95 221V222H94ZM135 221H136V223H135ZM42 222H44V220H42ZM92 222H93V224H92ZM96 222H98V223H96ZM45 224H46V221L44 222ZM46 224L47 226H50L51 224ZM65 222L62 224L63 226L61 227V225L58 227L59 228V232H62L60 229H62L63 230V228L65 229L66 228V230H67V232H68V234L70 233V232H74V230L71 228V227H69L68 228V226H67V224H66ZM89 223H91V225L89 224ZM135 223V224H134ZM64 224H66L65 226H64ZM99 224V225H98ZM100 224L102 225L101 226V228L100 227H98V226H100ZM123 224V225H122ZM51 225V226H52ZM81 225V224H80ZM132 225H134V227L135 228H132L133 226ZM135 225H137V226H135ZM44 228H47V226L45 227L44 225H42ZM67 226V227H66ZM81 229V231L79 230V228ZM96 227V228H95ZM107 228V229H105V228ZM53 229V231H54V228H53V226L52 227H48L47 228V230H50V231H52V229ZM99 228V229H98ZM130 228V230H128ZM70 229V230H69ZM71 229H72V231H71ZM90 229V230H89ZM95 231H94V230ZM100 229H101V232H100ZM110 229V228H109ZM97 230V231H96ZM110 230H112V229H110ZM128 230V231H127ZM143 230V231H142ZM146 230V231H145ZM65 231V230H64ZM81 232V233H79V232ZM88 231H89V234H88ZM91 231V232H90ZM93 231V232H92ZM141 231H142V233H144L145 235H146V237L148 238V239H146L145 238V235H143L142 233H141ZM66 232V231H65ZM61 233V234H66V233ZM95 232H97V233H95ZM78 233V234H77ZM85 233H86V235H85ZM92 233V234H91ZM118 233V232H117ZM61 234H59V235H61ZM67 234V235H68ZM73 234H72V236H73ZM82 234V235H81ZM96 235V237H95V235ZM116 234V235H115ZM89 235H91V236H89ZM101 235V236H100ZM114 235V236H113ZM62 236H64V235H62ZM71 236V235H70ZM69 235H68V238H73V237H70ZM83 236V241H81L82 243H80V240H82V237ZM89 236V237H88ZM95 238H94V237ZM98 236V237H97ZM117 236H120V234L119 235H117ZM125 236V237H124ZM87 237V238H86ZM93 237V238H92ZM105 237H108V238H106L105 239ZM124 237V238H123ZM76 238V239H75ZM77 238H78V240H79V243L81 244V246H79V243H78V240H77ZM85 238V239H84ZM96 238H98V239H96ZM109 238H111L112 239V241L113 240H115V239H117V240H119L120 241V243L118 244V246L120 245V247L122 246V248H120L119 249V247L118 246H116V243H118L119 241H115L116 243H114V241L113 242H111V240L109 239ZM114 238V239H113ZM127 240H126V239ZM150 238H152V239H150ZM88 239V240H87ZM94 239V240H93ZM126 241H125V240ZM149 239H150V241L152 240H154L153 242H150L149 241ZM65 240H67V236L65 237ZM65 240H63V244H65L66 242H64ZM67 240V241H68ZM92 240V242H89V241H91ZM129 240V241H128ZM103 241V242H102ZM89 242V243H88ZM61 243H62V241H61ZM78 245H76V244ZM92 243V244H91ZM99 243H101V244H99ZM110 243H114V244H110ZM125 243V244H124ZM87 244H91L90 246L88 245L87 246ZM111 245H113V248H111L110 246ZM73 246V247H72ZM82 246H84L83 247V249H82ZM104 246H106L107 247V249H106V247L104 248ZM116 246V247H115ZM78 247V248H77ZM89 247H91V248H89ZM103 249H101V248ZM109 247V248H108ZM128 247H129V249H128ZM93 248V249H92ZM116 248H118V249H116ZM71 249V250H72ZM90 249H92V250H90ZM99 249H101V250H99ZM112 249V251H110V250ZM109 250V251H108ZM73 251H70V252H73ZM94 251V252H93ZM99 251H101V252H99ZM106 251V252H105ZM108 251V252H107ZM121 252L120 254H119V252ZM99 252V253H98ZM115 252V253H114ZM87 253L90 255V253H91V255H90V257H92V258H90L89 257V255L87 256ZM93 253H96V254H94L93 255ZM102 253H104L105 255H103ZM113 253V254H112ZM124 253H125V255H124ZM83 254H84V256H83ZM100 254V255H99ZM103 256H102V255ZM108 254V255H107ZM71 255V254H70ZM98 255H99V257H98ZM72 255L70 256V257H72V259H74V257H73ZM85 256H87L88 258L85 260ZM93 256H95L94 258H93ZM105 256V257H104ZM115 256V257H114ZM128 256H129V258H128ZM131 256V257H130ZM83 257V258H82ZM104 257V258H103ZM110 257V258H109ZM90 258V259H89ZM106 258V259H105ZM74 259V260H75ZM82 259V260H81ZM130 259V260H129ZM103 260V261H102ZM76 261V260H75ZM127 261V262H126ZM107 262V263H106Z\"/></svg>","mask_w":264,"mask_h":264},{"label":"built area","instance_id":"obj_3","mask_svg":"<svg viewBox=\"0 0 264 264\" xmlns=\"http://www.w3.org/2000/svg\"><path fill=\"white\" fill-rule=\"evenodd\" d=\"M179 91H180V90H178L177 87H175V86H174V88L172 89V92H173V94H174L175 96H178Z\"/></svg>","mask_w":264,"mask_h":264}]
</instances>
